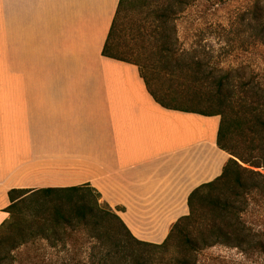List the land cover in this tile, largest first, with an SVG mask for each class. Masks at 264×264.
<instances>
[{"label": "crops", "instance_id": "0c3cea01", "mask_svg": "<svg viewBox=\"0 0 264 264\" xmlns=\"http://www.w3.org/2000/svg\"><path fill=\"white\" fill-rule=\"evenodd\" d=\"M119 0H0V225L10 191L87 185L159 245L230 156L219 116L163 108L102 50Z\"/></svg>", "mask_w": 264, "mask_h": 264}, {"label": "trees", "instance_id": "16d2710c", "mask_svg": "<svg viewBox=\"0 0 264 264\" xmlns=\"http://www.w3.org/2000/svg\"><path fill=\"white\" fill-rule=\"evenodd\" d=\"M140 1L150 7L147 0ZM132 2L119 0L103 56L136 65L148 93L163 108L219 116L216 144L231 158L218 178L191 192L188 215L171 227L159 245L134 238L87 185L10 191V206L6 209L9 218L0 225V264L17 248L38 238L51 242L62 231L65 235L85 231L95 241L93 264H199L198 255L215 246L237 250L252 264H264V0L255 1L240 19L247 21L246 25L227 34L231 33L230 41L236 44L228 49L232 59L218 70L168 43L166 27L171 11L176 4H188L186 1L165 0L156 5L155 18L148 22L149 31L141 38V48H136L137 41L134 51L129 49L121 55L114 35L122 13ZM147 42L160 44L164 68L190 77L187 99L193 104L203 102V110L176 107L158 97L151 87L147 66L137 59L144 54ZM40 194L55 203L52 215H25L19 209L22 201ZM106 244L112 245V252H106ZM51 246L55 247V243ZM171 246L174 255H169ZM6 248L8 252H4ZM156 250L162 254L155 258Z\"/></svg>", "mask_w": 264, "mask_h": 264}, {"label": "rangeland", "instance_id": "374dc122", "mask_svg": "<svg viewBox=\"0 0 264 264\" xmlns=\"http://www.w3.org/2000/svg\"><path fill=\"white\" fill-rule=\"evenodd\" d=\"M132 1L127 7V12L122 13L118 31L114 35L115 47L119 46L121 55L126 54L129 49L134 51L137 41L136 48H141V38H145L149 31L146 28L148 22L153 21L156 15L154 8L165 0L145 1L150 7L140 0ZM179 1H186L188 4H176L171 15L169 14V23L166 27L167 35L170 37L169 45L173 44L175 48L189 54V57L199 59L210 69L222 68L232 59V56L227 54L230 45L236 44L230 41L231 33L227 34L241 29L248 23L240 22V19L257 0ZM145 44L148 46L145 45V49H142L144 54L139 55L137 59L147 66L151 87L158 97L176 107L203 110V102L193 104L187 99L190 77L173 68L170 70L162 66L165 60L159 53V43ZM53 205L54 202L40 194L23 200L19 209L23 210L25 215L37 218L52 215ZM100 205L105 207L102 202ZM60 235L54 236L51 242L38 238L35 242L19 247L7 254L2 264H93L91 256L95 252V241L91 240L85 231L69 232L66 235L62 231ZM53 243L55 247L51 246ZM104 249L106 252H112V245L106 244ZM8 251L9 248L4 249V252ZM153 252L156 253L155 258L162 254L161 250ZM174 252L175 249L171 246L169 255H174ZM198 261L199 264H252L237 250L223 246H215L201 252Z\"/></svg>", "mask_w": 264, "mask_h": 264}]
</instances>
